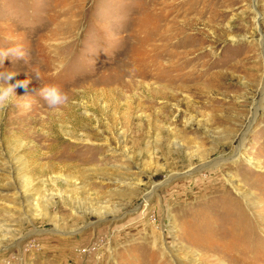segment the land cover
I'll use <instances>...</instances> for the list:
<instances>
[{"label": "rangeland", "instance_id": "1", "mask_svg": "<svg viewBox=\"0 0 264 264\" xmlns=\"http://www.w3.org/2000/svg\"><path fill=\"white\" fill-rule=\"evenodd\" d=\"M17 45L0 264H264V0H0ZM157 45L187 57L162 90L133 74Z\"/></svg>", "mask_w": 264, "mask_h": 264}, {"label": "bare ground", "instance_id": "2", "mask_svg": "<svg viewBox=\"0 0 264 264\" xmlns=\"http://www.w3.org/2000/svg\"><path fill=\"white\" fill-rule=\"evenodd\" d=\"M257 16H259V14ZM161 40H162L161 37L155 38V37H152V36L150 37L149 36V37H146L145 38V41H144L143 44H145V46H148V44L156 43L157 41H160L161 42ZM158 47H160V46L157 45V47L155 48V50H153V53H151L152 51L149 52V53H146L147 52V49H145V53L142 51V57H141V59H143V56H144V59H145V67L144 68H141L140 66L137 65L138 66V69L137 70L134 69L133 70L134 71L133 74H135L136 76H140L142 78H147L149 76H155L159 81H161V83L160 82L159 83H160V88L162 90L164 88L166 89L167 86H169V84H171V83H177L180 80V78H181L180 72L185 67V64H186V61H187V59H186L187 57H186L184 51H176V50H172V49L169 48V50L167 52L166 49L159 50ZM174 58H176L175 59V62L173 61ZM141 59L136 58L135 59L136 61H133V63H131V66L133 64L135 65L136 64L135 62H139L137 64H140ZM176 60H180V61H176ZM128 61H130V60H128ZM163 61H165V64H163ZM128 68H129V66H128ZM128 71H130V70H128ZM182 74H183V72H182ZM174 86H176V85H174ZM151 90H152V88H151ZM163 91L156 93L155 96L156 95L166 96V95L163 94L164 93ZM155 96L153 95L152 98H151V95H150V98L151 99H154ZM147 97H148V95H147ZM259 107L262 108L261 107V104H259ZM244 135H245V133L243 134V137L240 140L238 147H240L241 143L243 142ZM219 162H220V160H216V161H213V162H210V163L209 162H206V163H203V164L199 165L198 167H200V166H207V165H218ZM192 169L195 170L196 168H191L190 172H188V173H191L193 171ZM155 190H156V185L154 186L153 190L149 191L148 193H146L143 196L144 206L147 205L146 204L147 200L154 194Z\"/></svg>", "mask_w": 264, "mask_h": 264}, {"label": "clouds", "instance_id": "3", "mask_svg": "<svg viewBox=\"0 0 264 264\" xmlns=\"http://www.w3.org/2000/svg\"><path fill=\"white\" fill-rule=\"evenodd\" d=\"M26 56V52L20 46H15L8 49L0 50V65H3V61L8 57H15L16 59H23ZM17 71L5 70L0 71V115L7 109V107L14 102L15 89L18 86L27 88L30 83L29 79L23 81H17L16 83H9L16 75ZM40 97L47 103L50 108L57 109L60 106H64L69 102L68 94L60 88L59 85L48 84L43 85L38 90ZM30 104H24L25 108H30Z\"/></svg>", "mask_w": 264, "mask_h": 264}]
</instances>
